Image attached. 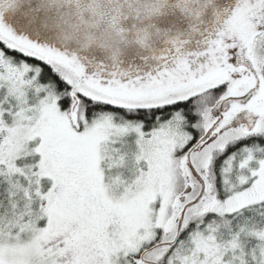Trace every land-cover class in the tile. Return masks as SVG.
I'll list each match as a JSON object with an SVG mask.
<instances>
[{
    "label": "snow or ice",
    "instance_id": "snow-or-ice-1",
    "mask_svg": "<svg viewBox=\"0 0 264 264\" xmlns=\"http://www.w3.org/2000/svg\"><path fill=\"white\" fill-rule=\"evenodd\" d=\"M22 2L0 0V264H264V0H41L14 27Z\"/></svg>",
    "mask_w": 264,
    "mask_h": 264
},
{
    "label": "water",
    "instance_id": "water-1",
    "mask_svg": "<svg viewBox=\"0 0 264 264\" xmlns=\"http://www.w3.org/2000/svg\"><path fill=\"white\" fill-rule=\"evenodd\" d=\"M39 10V4H37L36 0H27V2H22L15 12L5 13V20L15 27L18 26L17 22L22 17L31 18ZM153 22L161 33L168 31L170 35L177 32H187L190 23L189 18L175 8H166L159 16L153 18ZM154 43L157 48L163 47V38L155 40ZM148 55L149 51L147 49L133 44L125 49L121 56L123 67L141 65L144 63L143 58Z\"/></svg>",
    "mask_w": 264,
    "mask_h": 264
},
{
    "label": "clouds",
    "instance_id": "clouds-1",
    "mask_svg": "<svg viewBox=\"0 0 264 264\" xmlns=\"http://www.w3.org/2000/svg\"><path fill=\"white\" fill-rule=\"evenodd\" d=\"M23 2H27V0H23ZM36 2L37 4L40 5L41 0H36ZM40 23L41 24L47 23L50 28H53L56 25L57 21L55 15L51 11L46 9H41ZM60 27L63 28L64 26L61 25ZM65 30H70V29L65 28ZM83 30L84 29H81V31ZM97 41L108 45L109 51H111L113 48L118 47L120 49L121 56L125 51V49H127L133 44H136L134 35L121 36L117 34L114 30H111L109 28H104L100 31V33L97 35Z\"/></svg>",
    "mask_w": 264,
    "mask_h": 264
}]
</instances>
